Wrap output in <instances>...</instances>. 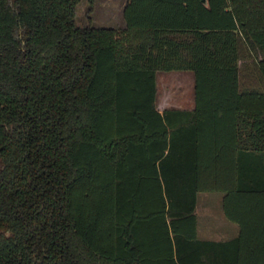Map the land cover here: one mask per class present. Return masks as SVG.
Listing matches in <instances>:
<instances>
[{"label": "trees", "instance_id": "obj_1", "mask_svg": "<svg viewBox=\"0 0 264 264\" xmlns=\"http://www.w3.org/2000/svg\"><path fill=\"white\" fill-rule=\"evenodd\" d=\"M80 1L0 0V264H227L195 205L264 154V89L239 82L241 38L264 81V0H127L123 27ZM169 69L193 109H157ZM248 246L264 264V225Z\"/></svg>", "mask_w": 264, "mask_h": 264}, {"label": "crops", "instance_id": "obj_2", "mask_svg": "<svg viewBox=\"0 0 264 264\" xmlns=\"http://www.w3.org/2000/svg\"><path fill=\"white\" fill-rule=\"evenodd\" d=\"M124 25L123 17L118 27ZM158 78H161L163 82V92L159 100L157 98ZM156 87V107L159 111L163 112L168 108H194V73L191 69L156 71ZM240 87L246 88L247 86H241L240 82ZM250 155L248 152L242 153L241 169H238L237 166L230 170V166H228L225 175L221 168L215 169L216 179L225 177L226 185L224 187L197 192L195 205L197 237L218 242L225 241L224 251L226 260H228L227 264H249L251 255L248 244L261 239V225H264V184H261L264 181V169H261V164L264 163V159L262 160L264 154H258L257 161L253 159V169H251ZM236 164L237 162L235 166ZM244 166H246L245 169ZM252 170L259 175L258 179L251 180L249 173ZM220 183H222V179H220ZM201 191H205L203 193L209 191V193L198 196ZM200 216L202 217L201 225L198 224ZM213 253L215 260L218 256L216 248ZM255 256L256 262H260L261 255Z\"/></svg>", "mask_w": 264, "mask_h": 264}, {"label": "rangeland", "instance_id": "obj_3", "mask_svg": "<svg viewBox=\"0 0 264 264\" xmlns=\"http://www.w3.org/2000/svg\"><path fill=\"white\" fill-rule=\"evenodd\" d=\"M125 0H81L76 7V22L79 25L92 24L96 26H115L118 27L122 20V6ZM240 82L241 86L257 87L264 89V81L261 80V73L256 64L258 52L251 50L246 42L240 39ZM159 90L158 100L163 92V82L158 78ZM175 93V92H174ZM205 191L199 192L198 196H203ZM208 196V195H207ZM202 198V197H201ZM203 200V199H201ZM202 217L198 220L201 225Z\"/></svg>", "mask_w": 264, "mask_h": 264}]
</instances>
